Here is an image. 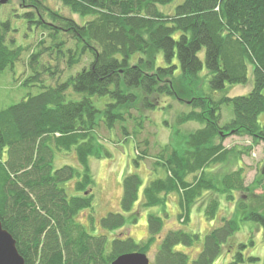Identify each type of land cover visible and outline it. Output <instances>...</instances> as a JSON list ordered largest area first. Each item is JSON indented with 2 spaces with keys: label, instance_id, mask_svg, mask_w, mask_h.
I'll list each match as a JSON object with an SVG mask.
<instances>
[{
  "label": "trees",
  "instance_id": "1",
  "mask_svg": "<svg viewBox=\"0 0 264 264\" xmlns=\"http://www.w3.org/2000/svg\"><path fill=\"white\" fill-rule=\"evenodd\" d=\"M18 1L29 9L23 16L34 19L36 28L52 41L50 48L29 57L31 69L44 51L60 53L59 30L75 42L76 51H67L69 66L86 53L91 58L87 69L65 82L43 87L0 110V223L15 240L24 264H111L124 254H147L155 243L158 248L150 264H213L238 230L233 219L222 218L202 239L180 229L161 235L163 220L154 214H148L147 238L139 243L130 237H115L109 244L104 235L89 234L77 220L92 204V193L87 194L94 184L88 158L109 157L96 147L101 123L108 130L119 125L127 135V120L133 121L135 129L141 128L143 120L139 114L131 116V110H154L164 96L187 100L191 110L179 115L177 124L196 122L201 127L188 134L186 150L179 152L167 145L155 156L153 169L161 168L164 177L147 182L141 207H165L166 197L175 194L177 218L186 224L203 193L224 194L227 199L234 191L252 194L256 188L244 185L242 167L226 173L220 189L205 169L227 162L232 151L222 143L230 136L264 143V125L258 122L264 113V0H181L175 6L176 0H56L72 14L88 18L82 25L45 8L41 2L45 0ZM170 6L171 14L160 11ZM9 32V22H0V74L23 51L7 45ZM159 55L162 61L157 64ZM249 66L252 90L229 97L226 85L246 84ZM203 67L208 84L204 91L200 88ZM42 68L43 77L45 72L56 73L51 66ZM36 77L40 79L39 74ZM69 87L82 95L80 100H66ZM227 105L233 116L221 125V108ZM135 129L134 137L140 132ZM72 150L81 174L67 165L54 169L55 151ZM144 156L145 152L136 153V167ZM74 177H78L74 187L80 195L69 196L63 184ZM141 185L137 174L122 178L121 213L100 218L101 229L124 227L122 213L133 210ZM217 209V200L209 199L205 219L212 221ZM244 220L257 223L264 231V213L250 211ZM201 241V250L190 262L187 254L175 249ZM244 247L237 244L235 260L228 264L243 261L240 250Z\"/></svg>",
  "mask_w": 264,
  "mask_h": 264
},
{
  "label": "rangeland",
  "instance_id": "2",
  "mask_svg": "<svg viewBox=\"0 0 264 264\" xmlns=\"http://www.w3.org/2000/svg\"><path fill=\"white\" fill-rule=\"evenodd\" d=\"M181 0H176L172 6L178 4ZM42 5L48 10L57 13L60 17L70 19L77 25L84 24L88 18H80L72 14L67 8L63 7L56 0L41 1ZM172 6L160 7V11L166 14L172 13ZM29 9L23 8L18 0H9V2L0 6V22L8 21L11 32L7 36V45L10 47H21L22 52L19 60L12 67H7L0 74V110L15 104L29 95H35L43 87L56 86L65 82L68 78L75 76L78 72L87 69L91 62L90 54L81 55L80 61L69 66L70 55L67 53L71 50L76 51L75 42L66 32L59 30L57 41L62 43V49L58 55L55 50H46L44 54L38 57L37 66L33 69L29 67V57L38 50L48 49L52 41L46 32L36 28L34 19L26 18L23 15ZM45 12V11H44ZM45 20L49 21L44 13ZM62 28L61 25L55 24ZM48 55V56H46ZM65 55V56H64ZM203 61L204 51L199 54ZM75 58V57H73ZM162 56L159 55L157 64L161 63ZM135 62V61H133ZM52 67L54 75L45 72L43 77L42 67ZM248 78L244 85L229 86L226 85V92L229 97L246 95L253 87L252 68L248 67ZM37 74L40 75L38 79ZM202 90H207L206 83L207 72L203 67L201 73ZM264 95V91H263ZM82 95L76 94L69 87L65 91L66 100H80ZM182 102L161 97L157 101L158 107L154 110H131L130 114L141 117V128H134V123L127 120L124 124L127 127V135H124L116 125L108 130L101 123L97 129L96 147L98 152L105 151L109 157L88 158L90 174L94 184L92 189L87 192L92 193L91 208L86 209L77 216L86 231L93 235H104L110 244L115 238L130 237L137 243L147 238L146 219L148 214L158 215L163 220L162 234L169 230H184L186 232L199 234L201 239L211 229L221 223L222 218L233 219L238 225V230L229 239L227 246L222 249L221 254L213 264H228L235 260L237 244L245 247L240 250L243 261L239 264H264V231L255 222L246 221L244 217L250 211L264 213V192L261 185L264 186V143H254L248 137L230 136L223 141V146L230 149L231 155L227 162L223 164H212L205 171L206 174L213 178V183L217 188L222 187V177L238 168L243 169L244 185L250 188H256L252 194L250 192L234 191L231 199H227L224 194L203 193V196L192 206L188 223H181L178 218L179 208L177 205V195L170 194L166 197L165 207L156 206L151 208L141 207L142 190L149 180L164 177V171L161 168L153 169L155 156L163 147L170 145L179 152L186 150L187 136L189 133L201 127L196 122L177 124L176 119L182 113L190 111L189 105ZM233 116L232 107L229 105L221 108V125L228 123ZM258 122L264 125V113L260 114ZM140 131L133 136V130ZM145 152L144 158L134 165L136 153L141 155ZM70 166L75 168L79 173L81 168L78 165L74 150L69 152L55 151L53 159V168L61 166ZM81 174V173H80ZM137 174L142 181L139 191L138 201L130 213H122L125 217V225L117 231L101 229L98 226V220L108 213H121L119 208L121 196V182L125 175ZM78 177H74L69 182L63 184L69 196L80 195L74 187ZM253 195V196H252ZM215 198L218 209L215 218L208 221L204 217V210L207 207L208 200ZM158 243L152 245L150 251L146 254L149 262H153L154 255L157 251ZM202 241L193 247L179 246L175 249L182 251L189 257V262L196 258L201 250ZM249 258H255L252 261Z\"/></svg>",
  "mask_w": 264,
  "mask_h": 264
},
{
  "label": "water",
  "instance_id": "3",
  "mask_svg": "<svg viewBox=\"0 0 264 264\" xmlns=\"http://www.w3.org/2000/svg\"><path fill=\"white\" fill-rule=\"evenodd\" d=\"M7 0H0L3 5ZM0 264H24V260L18 253L15 240L3 229L0 223ZM111 264H150L146 254L131 253L117 257Z\"/></svg>",
  "mask_w": 264,
  "mask_h": 264
}]
</instances>
